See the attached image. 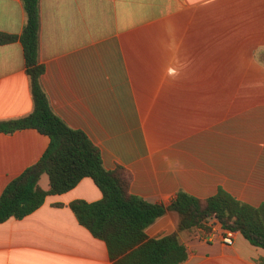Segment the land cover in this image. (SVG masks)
<instances>
[{"label": "crops", "instance_id": "crops-1", "mask_svg": "<svg viewBox=\"0 0 264 264\" xmlns=\"http://www.w3.org/2000/svg\"><path fill=\"white\" fill-rule=\"evenodd\" d=\"M25 21L21 0H0V32L19 35ZM263 52L264 0H39L40 83L52 111L152 204L180 191L203 200L218 188L264 203ZM32 109L21 45H0V121ZM48 142L35 130L0 133V194ZM38 185L48 189L45 174ZM100 199L84 178L0 223V264H118L69 208ZM177 227L167 211L145 234L177 233L182 264H264V250L239 232L223 244L215 219L208 229Z\"/></svg>", "mask_w": 264, "mask_h": 264}, {"label": "trees", "instance_id": "trees-1", "mask_svg": "<svg viewBox=\"0 0 264 264\" xmlns=\"http://www.w3.org/2000/svg\"><path fill=\"white\" fill-rule=\"evenodd\" d=\"M21 2L25 25L19 35L0 32V45L20 43L33 109L26 116L1 120L0 133L35 130L49 142L39 160L1 192L0 223L28 216L42 206L46 197L66 193L89 178L100 190L101 199L75 200L69 208L79 225L104 242L109 259L118 264L186 261L188 253L177 233L157 239L146 237L145 230L167 211L177 214L178 231L208 229L207 223L215 219L222 228L239 232L250 244L264 250V203L254 207L218 188L203 200L180 191L168 205L152 204L130 193L131 174L125 168H104L99 148L83 131L68 127L50 107L40 83L44 66L38 59L39 0ZM43 174L48 178L47 190L38 185Z\"/></svg>", "mask_w": 264, "mask_h": 264}, {"label": "built area", "instance_id": "built-area-1", "mask_svg": "<svg viewBox=\"0 0 264 264\" xmlns=\"http://www.w3.org/2000/svg\"><path fill=\"white\" fill-rule=\"evenodd\" d=\"M234 236L235 232L231 230L224 228L223 230H220V240L225 245H231L233 243Z\"/></svg>", "mask_w": 264, "mask_h": 264}]
</instances>
